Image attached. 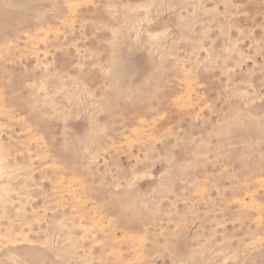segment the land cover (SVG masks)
Segmentation results:
<instances>
[{"label": "rangeland", "instance_id": "obj_1", "mask_svg": "<svg viewBox=\"0 0 264 264\" xmlns=\"http://www.w3.org/2000/svg\"><path fill=\"white\" fill-rule=\"evenodd\" d=\"M0 264H264V0H0Z\"/></svg>", "mask_w": 264, "mask_h": 264}]
</instances>
